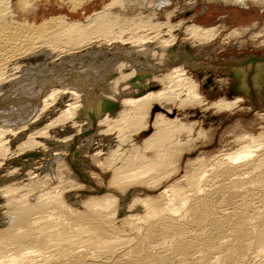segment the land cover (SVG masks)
Wrapping results in <instances>:
<instances>
[{"label":"bare ground","instance_id":"obj_1","mask_svg":"<svg viewBox=\"0 0 264 264\" xmlns=\"http://www.w3.org/2000/svg\"><path fill=\"white\" fill-rule=\"evenodd\" d=\"M59 1L72 16L37 21L32 0H0V264H264V129L177 164L211 132L185 109L222 113L244 97L208 101L176 33L201 49L225 23L173 21L193 1ZM169 60L181 64L159 72ZM251 68L264 83L263 62L235 67L243 95Z\"/></svg>","mask_w":264,"mask_h":264},{"label":"rangeland","instance_id":"obj_2","mask_svg":"<svg viewBox=\"0 0 264 264\" xmlns=\"http://www.w3.org/2000/svg\"><path fill=\"white\" fill-rule=\"evenodd\" d=\"M32 1L34 8H32L33 11L29 13V19L31 20L35 19L39 21L41 18H43V16L44 18H46L48 16L57 15L60 13L68 16H72L73 14L69 6H65L59 0H32ZM192 1L195 3V6L191 9L188 8V10L186 9L184 12H182V14L175 16L173 21H179L181 20V18L187 21L189 19L191 20L192 17L193 21H195L196 23H200L202 25H210L213 23L214 24L218 23L220 19L221 21H223V23H225L227 27L226 30H223L219 33L218 35L219 37L217 36L214 39V41L211 42V44L201 49L194 48L191 46L187 47V44L182 43L184 38L186 37L184 31L181 30L178 33H176L177 44L178 45L180 44V52L184 53L182 56L184 55L189 56L190 57L189 60L191 62H197V63L200 62L203 64L200 67L203 70L198 69L199 66L192 68L190 67V71L192 72V75H194V78H196L197 80L204 81V84H201L199 86L200 91L201 92L203 91L202 95L208 101H212L215 98L221 97L222 95L226 97V99H232L236 96H242V98L243 97L244 98L243 101L239 102L237 106L232 108L231 111H225L217 114H212L211 110L203 111L200 110L199 108L193 109V107L192 109L191 108L185 109L186 113L188 114V120L190 122H195V121L200 122V125L201 127H203V129L211 132L210 133L208 132L207 134L208 142L207 140L206 141L197 140V142L194 143L196 144L195 145L196 148L194 147V150H192L193 152L191 151L192 153H190L189 156L187 157H185L184 155L183 156L184 159L180 160L177 163L179 166H181L180 171L184 170L183 164H184V160H186L187 158L189 159L194 158L198 153H202L207 158L213 159L214 156H217L221 153V150L227 149V145L231 143V141H233L234 139L232 131H235V133L246 131L248 133L257 135V133H260L264 129V120L259 118L262 117V115L264 114V83L263 85L261 84L262 86L260 84L259 85L254 84L253 74L255 73H253L254 71L251 68L247 78L248 79L247 83L249 85L248 92L243 95L237 89L236 79L234 75H232L234 74L235 67L238 68H240L241 66L253 67L256 65V63H260V62L261 63L263 62L264 65V45L263 46L261 45L262 44L261 40L264 38V32H263L264 5H256V4H252L251 2H249L245 6L237 5V4L234 5L231 3H226L224 0H216V1L171 0V3L168 5L169 8L167 7V9L168 11H172L176 7L177 8L179 7V10H181L184 8L182 6H184L186 2L190 3ZM98 3H96V5ZM92 6L93 5L87 7L88 8L87 11L89 10L92 11L94 8ZM96 7H98V5ZM156 10L159 13H164V6L163 7L156 6ZM221 16L224 17L222 18ZM82 17L83 16L81 15L80 12H78L77 15H73V18H82ZM251 22L256 23L258 27L255 25L254 27L256 28L254 27L250 28L249 29L250 31H248L245 34H242L238 39L235 38L228 40L224 39L225 37L224 35L228 32L230 28L242 26L245 24L250 25L252 24ZM259 31H262V33L255 34ZM254 34L256 35V38ZM250 36H252V38ZM223 40H226L227 42L223 43ZM180 64H181V60H169L166 63V66L160 67L159 72L166 71L165 69L167 66L170 65L178 66ZM102 65H104V63L98 62L97 64H95L96 67H100V66L102 67ZM80 67L78 66L77 68L75 67L70 70L71 71L73 70L72 73H74V70L76 69L74 74L81 72V70L84 72L85 70L81 69ZM194 68H197L198 70H194ZM220 78L221 79L226 78L227 80V84L225 85V87H223L224 89L217 85V79ZM153 87H154L152 88L153 90L159 88L158 85H155ZM143 91L147 92L149 90H143ZM178 109H179L178 107L177 108L175 107V109L173 110L175 112H178L177 111ZM89 117L92 119L94 118L93 116H91V114ZM82 118H84V116H82ZM237 125L238 127H236ZM228 130L230 131V133ZM149 134H150L149 131H147L145 132V135H139V137H137L136 140L139 141V143H141L142 139ZM75 145L77 144L75 143ZM97 148L98 147L93 145L91 147L92 150L91 149L90 150L94 151Z\"/></svg>","mask_w":264,"mask_h":264}]
</instances>
